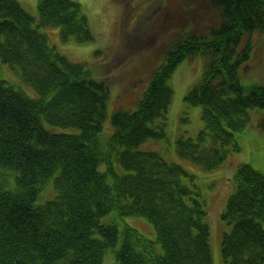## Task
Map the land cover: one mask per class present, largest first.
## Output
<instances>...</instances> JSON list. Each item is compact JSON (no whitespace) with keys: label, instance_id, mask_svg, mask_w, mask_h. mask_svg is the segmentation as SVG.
<instances>
[{"label":"trees","instance_id":"1","mask_svg":"<svg viewBox=\"0 0 264 264\" xmlns=\"http://www.w3.org/2000/svg\"><path fill=\"white\" fill-rule=\"evenodd\" d=\"M214 1L219 24L177 39L135 106L113 113L104 138L108 85L43 30L93 41L83 5L38 0L35 17L19 0H0V264H104L108 254L109 264H213L200 173L142 144L166 137L174 72L195 55L205 67L185 100L201 106L203 126L179 134L178 155L213 170L241 150L242 134L264 131V79L253 74L264 43L252 41L264 36V0ZM4 64L19 82L2 76ZM233 179L220 219L229 226L223 264H264V168L241 163ZM128 215L146 217L157 239L125 223Z\"/></svg>","mask_w":264,"mask_h":264},{"label":"rangeland","instance_id":"2","mask_svg":"<svg viewBox=\"0 0 264 264\" xmlns=\"http://www.w3.org/2000/svg\"><path fill=\"white\" fill-rule=\"evenodd\" d=\"M19 1L28 12L38 16V0ZM77 1L83 5L89 18L94 33L93 41L80 43L74 37L64 41L56 26H44L43 30L49 35L50 41L70 60L84 62L91 69L94 78L108 85L104 138L113 132V113L121 108L131 109L135 106V101L149 85L154 70L169 54L173 43L183 37L185 32L209 34L221 20L220 7L214 0ZM252 41L254 47H261L264 36L256 34ZM3 66L2 76L12 82H19L20 78L9 65ZM204 67V59L200 55L186 58L179 64L172 78L174 97L167 115L166 137L148 139L142 147L159 150L169 160L184 163L189 169H196L200 173L199 184L203 186L202 191L209 204L208 222L211 229L213 264H223L221 239L224 230L229 226L222 225L220 219L226 207L227 196L234 190L233 174L237 165L245 162L264 168V131L255 128L254 131L249 130L242 134L241 150L231 152L226 161L213 170H204L178 155L176 141L179 134L190 132L187 135L195 136L203 126L201 106L188 105L185 95L200 81ZM253 72L264 79V60L260 69ZM24 87L30 94L35 92L25 85ZM254 122L252 124H256ZM212 183L215 185L210 187ZM49 185L43 192L45 198L53 194ZM112 215L104 218V221L112 220ZM115 220L118 219L115 217ZM118 221L121 226L124 225L121 219ZM123 221L140 230L147 238L157 239L155 226L146 217L128 215ZM158 249L162 251L160 243ZM113 257L108 254L104 264L112 262Z\"/></svg>","mask_w":264,"mask_h":264},{"label":"bare ground","instance_id":"3","mask_svg":"<svg viewBox=\"0 0 264 264\" xmlns=\"http://www.w3.org/2000/svg\"><path fill=\"white\" fill-rule=\"evenodd\" d=\"M106 119H104V123H105Z\"/></svg>","mask_w":264,"mask_h":264}]
</instances>
